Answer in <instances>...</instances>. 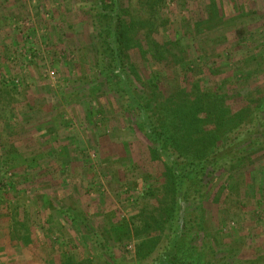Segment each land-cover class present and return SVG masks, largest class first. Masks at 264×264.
Returning <instances> with one entry per match:
<instances>
[{
    "label": "rangeland",
    "instance_id": "1",
    "mask_svg": "<svg viewBox=\"0 0 264 264\" xmlns=\"http://www.w3.org/2000/svg\"><path fill=\"white\" fill-rule=\"evenodd\" d=\"M97 1L0 0V264H151L169 245L168 163L118 76L103 75L112 56ZM118 3L133 27L127 75L155 119L206 94L252 111L264 0ZM238 156L194 180L178 261L264 264V138Z\"/></svg>",
    "mask_w": 264,
    "mask_h": 264
},
{
    "label": "trees",
    "instance_id": "2",
    "mask_svg": "<svg viewBox=\"0 0 264 264\" xmlns=\"http://www.w3.org/2000/svg\"><path fill=\"white\" fill-rule=\"evenodd\" d=\"M157 2L162 7L165 5V0H157ZM96 7L99 15L102 16L101 19L106 22L105 43L108 53L110 52L112 56L110 64L102 71L103 75H107L112 70L118 76L121 87L128 97V106L140 113L148 137L156 144L154 151L168 163L167 173L173 192L171 210H169L172 236L166 250L160 252L151 264H189L176 259L178 240L185 222L184 201L188 197L189 189L195 184L194 180L201 178L202 181L208 171L210 174L215 170L224 169L229 163L239 159L238 154L262 142L264 94L250 112L246 108L231 114L224 107L223 101L206 94L205 101L197 98L193 103L189 102L190 104L186 105L165 103L166 119L164 121L162 117L155 119L150 105L136 96L127 75L129 66L127 56L132 42L130 31L133 27L123 21L118 0H98ZM213 12L216 14L215 9ZM151 84L154 88H158L156 77H152ZM242 120H246L248 126L239 132L237 127ZM197 122L210 123L213 128L198 130ZM170 147L183 156L185 161H179L170 151ZM66 258L67 263L74 264L69 261L71 259Z\"/></svg>",
    "mask_w": 264,
    "mask_h": 264
},
{
    "label": "built area",
    "instance_id": "3",
    "mask_svg": "<svg viewBox=\"0 0 264 264\" xmlns=\"http://www.w3.org/2000/svg\"><path fill=\"white\" fill-rule=\"evenodd\" d=\"M54 74H55V73L52 71V72L50 73V76L52 77V76H54Z\"/></svg>",
    "mask_w": 264,
    "mask_h": 264
}]
</instances>
